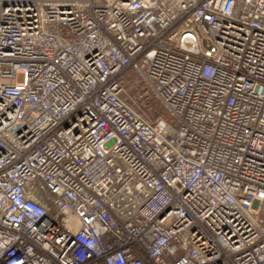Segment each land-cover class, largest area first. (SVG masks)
<instances>
[{
    "label": "built area",
    "instance_id": "1",
    "mask_svg": "<svg viewBox=\"0 0 264 264\" xmlns=\"http://www.w3.org/2000/svg\"><path fill=\"white\" fill-rule=\"evenodd\" d=\"M0 264H264V0H0Z\"/></svg>",
    "mask_w": 264,
    "mask_h": 264
},
{
    "label": "rangeland",
    "instance_id": "2",
    "mask_svg": "<svg viewBox=\"0 0 264 264\" xmlns=\"http://www.w3.org/2000/svg\"><path fill=\"white\" fill-rule=\"evenodd\" d=\"M135 77V73L133 70H127L121 77L122 81L125 83L126 88H128L127 96L129 97V101L137 108L145 112L150 118H154L156 113L151 114L154 110L158 112L160 115H164L168 120H172V116L167 112L164 108V105L156 100L155 98H149V100L145 102H140L138 89H135L132 79ZM23 75H18V80H22ZM140 103L146 104L141 106Z\"/></svg>",
    "mask_w": 264,
    "mask_h": 264
}]
</instances>
